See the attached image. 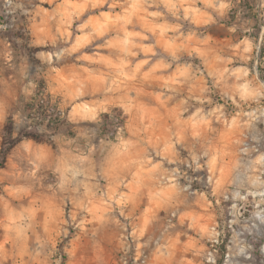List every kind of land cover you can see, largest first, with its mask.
<instances>
[{
	"label": "rangeland",
	"instance_id": "374dc122",
	"mask_svg": "<svg viewBox=\"0 0 264 264\" xmlns=\"http://www.w3.org/2000/svg\"><path fill=\"white\" fill-rule=\"evenodd\" d=\"M0 264H264V0H0Z\"/></svg>",
	"mask_w": 264,
	"mask_h": 264
},
{
	"label": "trees",
	"instance_id": "16d2710c",
	"mask_svg": "<svg viewBox=\"0 0 264 264\" xmlns=\"http://www.w3.org/2000/svg\"><path fill=\"white\" fill-rule=\"evenodd\" d=\"M38 109H40L42 107V105H37ZM109 113H104V116H108ZM13 127H14V121H13V118L10 117L9 121H8V124L6 125L5 127V132H6V135L8 137H11L12 136V133H13ZM59 128H56L54 129L53 131L54 132H58ZM15 142L14 141H8L6 143H4L5 147L2 151V154H3V157L5 158V155L6 153L14 146Z\"/></svg>",
	"mask_w": 264,
	"mask_h": 264
}]
</instances>
